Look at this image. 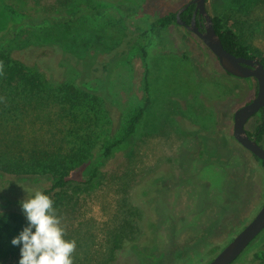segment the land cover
<instances>
[{
  "label": "rangeland",
  "instance_id": "rangeland-1",
  "mask_svg": "<svg viewBox=\"0 0 264 264\" xmlns=\"http://www.w3.org/2000/svg\"><path fill=\"white\" fill-rule=\"evenodd\" d=\"M8 1L25 12L55 14L66 10L74 0ZM188 1L83 0L100 4L108 8L107 12L70 22L23 27L0 45V52H10L25 62L33 46L38 48L36 57H50L55 53L51 45L55 44L79 56L98 51L103 57L125 34L136 36L134 46L111 76L110 104L87 100L76 106L54 102L38 107L16 96L12 88L1 95L4 86L0 82V157L34 165L31 168L38 171L52 164L66 165L70 170L66 186L55 188L61 194L51 197L64 195V205L57 209L67 224L66 238L77 242L74 264H139L130 245L139 237L140 221L130 197L138 183L158 167L178 173L180 154L189 158L193 174L196 171L210 184L212 200H224L227 176L221 167L210 164L197 169L198 128L225 138L227 148L239 152L234 158L248 163L250 181L244 186L242 202L230 208V225L219 224L200 233L195 229L198 221L216 214V205L199 208L195 180L172 188L165 201L177 219L176 232L182 240L191 234L196 237L189 245H168L167 264H206L219 250L211 249L226 245L264 203L261 165L231 137L234 111L254 98L256 79L229 75L204 42L178 23L151 30V22L157 17L176 12ZM207 9L244 43L264 55V0H207ZM7 26L8 16L0 7V32ZM57 57L58 66L64 70L61 77L39 64L30 66L46 89L77 83L78 70L62 59L61 53ZM32 63L38 62L33 59ZM147 101L135 129L129 132L132 119ZM261 119L260 114L251 117L247 129L253 132ZM112 143L115 146L105 155L106 147ZM261 144L264 147V137ZM58 177L41 174L39 181L27 182L13 175L0 177V213L22 210L20 201L28 193L34 195L35 190L50 188ZM251 245L231 264H264V260L254 257L256 247L264 246V230ZM20 258L21 254L0 264H19Z\"/></svg>",
  "mask_w": 264,
  "mask_h": 264
},
{
  "label": "trees",
  "instance_id": "trees-1",
  "mask_svg": "<svg viewBox=\"0 0 264 264\" xmlns=\"http://www.w3.org/2000/svg\"><path fill=\"white\" fill-rule=\"evenodd\" d=\"M0 7L8 16V26L0 32V45L9 40L8 38H13L23 27H38L61 21L70 22L84 16L105 14L108 9L95 2H83V0H74L66 10H57L55 14L48 11L25 12L8 0H0ZM193 9V4L188 5L181 14V18L187 23L192 18ZM213 20L215 29L219 33L226 49L239 56L258 58L264 64V55L249 44L244 43L231 28L225 27L219 16H213ZM172 23H177L176 12L157 17L151 22V30L167 28ZM136 40L135 35L129 36L125 34L113 47L105 52V56L102 55L103 57L99 55L100 52L98 51L92 53L87 51L84 55L79 56L55 44L51 45L55 48V53L50 57H36L35 53L38 48L36 46L30 48L31 52L27 57V63L14 57L10 52L1 51L0 61L4 63V73L0 75V82L4 86L1 95L4 96L6 90L12 88L16 96L37 103L38 107L43 105L47 107L54 102L65 106H76L82 105L87 100L99 105H101V101L110 104L108 85L113 71L116 65L127 57ZM58 53L62 54V59L70 62L78 70L77 83H62L57 87L46 89L44 81L33 72L32 68L34 67L30 66L39 64L52 75L61 77L64 70L57 64ZM33 59H36L38 63H32ZM229 75L233 76L232 74ZM147 103L148 101L139 107L132 119L129 132L135 129L138 120L147 107ZM257 114H260L262 119L253 132L249 130L248 132L261 143L264 137V108ZM231 137L234 139L232 133ZM225 140V138H220L218 134L205 132L199 128L195 131V157L199 160L198 165H200L197 169L199 170L205 165L217 164L216 166H220L227 176V183L224 185L222 192L224 197L222 202L219 203L216 200H212V194L209 192L211 191L210 184L198 176L196 171L193 174L190 170V160L182 157L183 154L179 155L178 173L175 170L158 167L135 187L130 199L133 201V204H131L138 211L140 231L139 237L133 241L130 247L138 258L139 264H167L169 262V258L167 259L168 245H189V243L195 242L196 235L194 234V236L191 234L193 237L189 236L190 239L188 237L181 239L175 229L177 219L166 205L167 194L177 185L195 180V183L198 184V195L196 196L199 208L203 209L211 205H216L217 207L216 214L198 221V228H195L196 230L199 229L197 233L215 228L219 224L230 225L228 220L233 209L230 210V208L231 206H238L242 202L240 199L246 194L244 186H247L250 179L248 176V163L241 158L235 160L234 155H239V152H233V150H230L231 148H227ZM120 141H117V143ZM113 146H115L114 143L106 147L105 155L110 154ZM253 157L260 163L264 173V160L254 155ZM31 166L34 167V165L26 166L16 163V161L9 162L0 157V177L13 175L20 181L27 182L30 179L39 181L41 174L58 175L59 177L55 183L50 188L43 190L47 195L58 197L61 194V190L55 191V188L63 189L66 186L68 182L65 177L70 171L69 168L66 165L52 164L43 171H38L31 168ZM53 199L56 208L64 205V195ZM8 204L11 205V208H14L11 202ZM27 224L28 221L22 210L10 209L0 213V263L20 254L22 245H12L11 241L20 234ZM163 239L166 240L165 244L162 243ZM118 243L122 247L121 240ZM254 257L260 261L264 260V246L258 249L256 247Z\"/></svg>",
  "mask_w": 264,
  "mask_h": 264
},
{
  "label": "water",
  "instance_id": "water-1",
  "mask_svg": "<svg viewBox=\"0 0 264 264\" xmlns=\"http://www.w3.org/2000/svg\"><path fill=\"white\" fill-rule=\"evenodd\" d=\"M195 4L193 18L187 24L188 30L195 33L213 52L222 68L237 77H254L257 81V93L252 100L239 106L233 115V136L235 140L252 155L264 160V147L251 136L246 127L251 117L264 108V64L255 57L239 56L226 49L214 26L213 16L207 9V0H189L176 11L177 23H185L181 12L189 5ZM203 17L204 29H200L197 20ZM264 230V203L252 219L221 248H212L218 252L206 264H231L249 244Z\"/></svg>",
  "mask_w": 264,
  "mask_h": 264
},
{
  "label": "clouds",
  "instance_id": "clouds-1",
  "mask_svg": "<svg viewBox=\"0 0 264 264\" xmlns=\"http://www.w3.org/2000/svg\"><path fill=\"white\" fill-rule=\"evenodd\" d=\"M3 73L4 63L0 61V75ZM20 204L28 224L11 241L12 245H22L19 264H74L77 242L66 238L67 224L58 214L54 199L35 190Z\"/></svg>",
  "mask_w": 264,
  "mask_h": 264
},
{
  "label": "flooded vegetation",
  "instance_id": "flooded-vegetation-1",
  "mask_svg": "<svg viewBox=\"0 0 264 264\" xmlns=\"http://www.w3.org/2000/svg\"><path fill=\"white\" fill-rule=\"evenodd\" d=\"M192 4L194 5V9H193V13H192V18H193L194 11H195V4H194V3H192ZM192 4H189V5H192ZM184 5H185V4H184ZM187 7H188V6H187ZM187 7H186V8H187ZM186 8H185V9H186ZM185 9H184V10H185ZM184 10H183V11H184ZM183 11L181 12V14L183 13ZM181 14H180V16H181ZM192 18H191V20H192ZM176 19H177V17H176ZM181 19H182V18H181ZM182 20H183V19H182ZM191 20H190V22H191ZM197 20H198V24L200 25V29L203 30V29H204V26H203V25H204L203 17L200 18V17H198V15H197ZM183 21H185V20H183ZM190 22H189V23H190ZM189 23H187V22L185 21V23H181L180 25H182V26H184V27L187 28V24H189ZM178 24H179V23H178ZM220 248H221V247H220Z\"/></svg>",
  "mask_w": 264,
  "mask_h": 264
}]
</instances>
